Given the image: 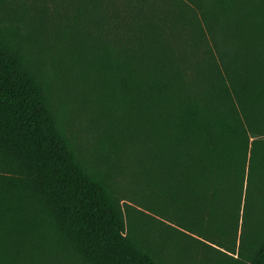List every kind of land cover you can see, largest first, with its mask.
Segmentation results:
<instances>
[{"label": "trees", "instance_id": "1", "mask_svg": "<svg viewBox=\"0 0 264 264\" xmlns=\"http://www.w3.org/2000/svg\"><path fill=\"white\" fill-rule=\"evenodd\" d=\"M27 1L128 160L81 158L0 15V264H264V0Z\"/></svg>", "mask_w": 264, "mask_h": 264}, {"label": "rangeland", "instance_id": "2", "mask_svg": "<svg viewBox=\"0 0 264 264\" xmlns=\"http://www.w3.org/2000/svg\"><path fill=\"white\" fill-rule=\"evenodd\" d=\"M27 4L29 5V1ZM0 12L4 22L12 26L11 37L17 36L16 32L20 35V45L31 59L35 70L32 69L39 81L46 85L53 110L77 147L81 158L91 167L104 170L106 176L110 175L112 178L119 176L120 174L115 171L114 162H126L128 155L121 153L114 156L115 149L108 146L112 138L111 122L116 117V112L111 108L109 94L103 93L100 84L87 74L81 64L65 59L63 54L65 47L53 45L57 43V39L50 38L49 30L42 24L45 17L37 16L33 6L29 5L22 9L16 2L11 3L9 0L6 3L0 0ZM125 202L123 201V204ZM132 203L138 207L136 203ZM139 207L149 218L159 216L158 212L147 206ZM140 218L138 215L135 222L139 223ZM144 226L148 228L151 226L152 229L149 230L156 233H160L161 228L164 231L170 230L158 222L155 225ZM143 239L147 240V237ZM180 244L178 242L171 244L178 251L170 253L175 256L181 255L180 258L174 259L175 262L170 260L171 264H204L211 261L210 253L213 254V251L209 250V253L208 249L206 251L187 249L181 252ZM210 264H215V261L212 260Z\"/></svg>", "mask_w": 264, "mask_h": 264}]
</instances>
